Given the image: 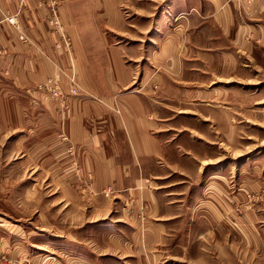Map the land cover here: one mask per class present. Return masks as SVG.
Listing matches in <instances>:
<instances>
[{
	"label": "crops",
	"instance_id": "0c3cea01",
	"mask_svg": "<svg viewBox=\"0 0 264 264\" xmlns=\"http://www.w3.org/2000/svg\"><path fill=\"white\" fill-rule=\"evenodd\" d=\"M123 3L91 0L80 22L75 18V0L61 4V17L73 43V71L79 88L85 91L68 95L63 101L49 99L37 89L38 84L55 78L69 94L68 79L73 72L66 52L55 48L58 37L45 22L41 0H0L2 11L19 13L20 30L29 39L27 43L20 41L15 27L2 28L0 48L9 54L0 56V78L9 80L0 79V89L25 92L24 102L29 107H23L21 114H9L7 124L15 129L17 121L23 119L24 128L33 125L35 129L28 136L40 138V151H46L50 144L62 148V138L71 139L75 146V186L83 182L92 186L90 192H75V202L89 203L87 215L99 216L92 220L94 223L109 216L113 218L110 223L117 226L116 232L107 235L103 255H113V248H121L152 259L155 245L167 231L165 212L176 208L177 200L186 199V191L191 192L195 185L190 172L197 173L192 180L207 175L202 157H194L199 163L195 161L190 148L177 140L185 133L191 138L203 133L176 124L175 116L191 117L193 113L199 120L208 121L202 109L219 100L220 93L228 96L234 89L246 88L242 83L255 88L252 86L259 81L250 73L264 81V0H210L201 10L182 11L167 27L173 28L163 36L157 51L148 55L157 57V66L137 70L129 64L127 48L111 33L122 25ZM136 71L145 74L143 88L130 91ZM169 88L183 90L187 101L161 95ZM192 90L193 98L189 97ZM237 105L245 104L237 101ZM216 110L221 120L228 122L229 113ZM227 132L222 133L234 136L236 128L229 125ZM162 136L169 139L164 141ZM24 137L26 140L27 133ZM192 160L197 162L195 168L184 170L181 163ZM108 186L114 188L115 208L108 203L111 198L103 195ZM118 205L121 207L116 213ZM105 224L109 223L97 225ZM119 226H126L132 237H126ZM77 261L81 263L80 258Z\"/></svg>",
	"mask_w": 264,
	"mask_h": 264
},
{
	"label": "rangeland",
	"instance_id": "374dc122",
	"mask_svg": "<svg viewBox=\"0 0 264 264\" xmlns=\"http://www.w3.org/2000/svg\"><path fill=\"white\" fill-rule=\"evenodd\" d=\"M58 1L60 9L64 0ZM90 1L75 0L77 21L84 17L83 10L90 6ZM123 1L122 25L111 33L117 43L127 48L129 64L135 69L157 66V57L150 59L148 55L153 56L157 51L163 36L173 28L167 29L174 18L182 15V11L201 10L210 2ZM42 2L44 0L41 7L45 10ZM2 12L8 11L0 9V16ZM5 53L9 54L8 50L0 48V56ZM136 72L130 91L143 88L145 74ZM249 75L259 81L252 86L255 88H247L248 84L242 83L246 88L234 89L228 96L220 93L219 100L208 109H202L208 114V121L199 120L193 113L191 117L176 114V124L188 125L203 133L194 138L185 133L177 140L190 148L195 161L198 162L194 157H202L207 178L192 180L197 173L190 172V180L195 185L191 192L186 191L183 196L186 199L177 196L176 199L183 201L177 200L176 208L165 212L167 231L152 251L156 255L150 253L152 259L121 248H113V255H103L107 235L116 232L117 226L110 223L113 218L109 216L94 223L92 220L99 216L87 215L89 203L86 200L75 202V192H88L92 186L90 182L75 186V146L71 139L62 138V148L50 144L46 151H40V138L28 136L35 129L33 125L24 128L23 119H17L20 126L15 129L7 124L9 114H21L23 107H29L28 102H24L25 92L11 87L0 89V97L5 98L0 101V264H87L86 260L89 264H105L106 260L107 264H264V81L255 73ZM3 78L0 79L9 80ZM253 89L259 90L254 96ZM81 90L79 88L75 96L82 91L85 93ZM9 93L18 95L10 97ZM161 95L179 101L188 97L177 88L165 89ZM194 96L192 90L189 97ZM256 99L262 101L252 105ZM233 100L236 102L232 103ZM237 101L245 105L239 106ZM216 108L229 113L228 122L221 120ZM229 125L230 129L231 126L236 128L234 136L222 133L227 132ZM57 148L60 151H56ZM194 160L181 163L182 168L194 169L197 164ZM113 192V186H108L103 195L111 198L108 203L115 208ZM120 207L118 205L116 213ZM100 222L109 224L97 225ZM118 228L124 230L126 237H132L126 226ZM75 257L80 258L81 263L78 258L75 263Z\"/></svg>",
	"mask_w": 264,
	"mask_h": 264
},
{
	"label": "built area",
	"instance_id": "2783aa9c",
	"mask_svg": "<svg viewBox=\"0 0 264 264\" xmlns=\"http://www.w3.org/2000/svg\"><path fill=\"white\" fill-rule=\"evenodd\" d=\"M43 7L45 8V19L46 23L50 28L52 34H55L58 37L57 42L55 43V48L64 50L71 62V69L74 70L73 63V46L72 40L69 34L66 32L65 25L61 18L59 1L58 0H44L42 2ZM4 25H10L15 27L19 31V39L27 43L28 37L20 30V25L18 22V13L11 14L9 12H2L0 16V30ZM69 94L65 93L62 86L58 83L55 78H49L45 82L38 85V89L50 98L60 99L65 101L68 95L75 96L79 93V85L77 82V76L74 71L69 76Z\"/></svg>",
	"mask_w": 264,
	"mask_h": 264
}]
</instances>
